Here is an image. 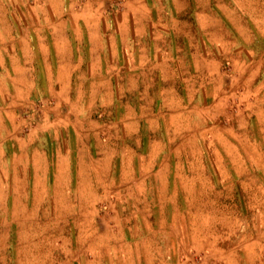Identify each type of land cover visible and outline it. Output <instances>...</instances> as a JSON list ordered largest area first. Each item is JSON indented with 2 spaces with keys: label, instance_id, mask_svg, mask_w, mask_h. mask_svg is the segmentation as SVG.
<instances>
[{
  "label": "rangeland",
  "instance_id": "rangeland-1",
  "mask_svg": "<svg viewBox=\"0 0 264 264\" xmlns=\"http://www.w3.org/2000/svg\"><path fill=\"white\" fill-rule=\"evenodd\" d=\"M0 264H264V0H0Z\"/></svg>",
  "mask_w": 264,
  "mask_h": 264
}]
</instances>
